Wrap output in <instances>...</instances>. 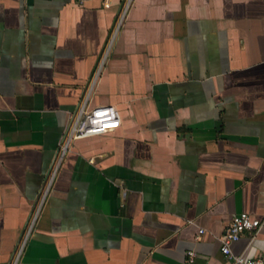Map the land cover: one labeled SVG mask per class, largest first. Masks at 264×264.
Segmentation results:
<instances>
[{"label": "crops", "instance_id": "1", "mask_svg": "<svg viewBox=\"0 0 264 264\" xmlns=\"http://www.w3.org/2000/svg\"><path fill=\"white\" fill-rule=\"evenodd\" d=\"M84 106L120 127L61 159ZM244 212L264 222V0H0V264H235ZM232 252L264 259V224Z\"/></svg>", "mask_w": 264, "mask_h": 264}, {"label": "built area", "instance_id": "2", "mask_svg": "<svg viewBox=\"0 0 264 264\" xmlns=\"http://www.w3.org/2000/svg\"><path fill=\"white\" fill-rule=\"evenodd\" d=\"M91 0H78L80 4H85ZM121 116L119 111L113 106H97L93 109L82 107L78 115L74 118L68 137L62 147L61 159L65 156L70 143L73 140L97 136L114 131L120 127ZM264 222L253 218L244 212L236 216L229 225L226 233L221 238L222 253L234 261L235 264H264V259H249L245 256H236L232 252V245L241 240L246 235H255L263 227ZM203 234V230L200 231ZM199 239V237H198ZM189 262L194 263L196 254L194 251L188 253Z\"/></svg>", "mask_w": 264, "mask_h": 264}]
</instances>
